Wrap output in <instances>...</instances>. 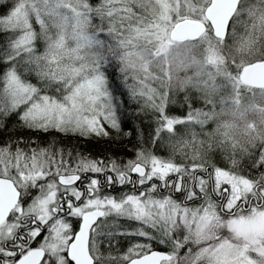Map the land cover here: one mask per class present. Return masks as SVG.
<instances>
[{"label": "snow or ice", "instance_id": "1", "mask_svg": "<svg viewBox=\"0 0 264 264\" xmlns=\"http://www.w3.org/2000/svg\"><path fill=\"white\" fill-rule=\"evenodd\" d=\"M258 42L264 0H0V264H264V127L204 131Z\"/></svg>", "mask_w": 264, "mask_h": 264}, {"label": "trees", "instance_id": "2", "mask_svg": "<svg viewBox=\"0 0 264 264\" xmlns=\"http://www.w3.org/2000/svg\"><path fill=\"white\" fill-rule=\"evenodd\" d=\"M264 54V51H261L259 53L253 54V49L250 51H246L244 53L245 57H255ZM237 59H240V55L237 54ZM264 100V98H261L259 94L255 98L248 97L245 103L248 105L253 104V102L256 104V102ZM254 105V104H253ZM193 107H200V104L196 102L195 100L193 101ZM188 111L187 107L185 106L183 102V96H179L177 98V102L171 106V114L175 116H184L186 112ZM230 114L232 113L231 110H225L222 113H218L215 120L212 122V126L209 127L208 129H205L204 131L208 133H214L216 130L217 125H224V124H230L232 125L231 128V134L234 136L236 139H238L241 143H243L246 140V136L244 134L245 132V127L242 126L239 123H234L232 121V114L230 116H223L224 114ZM260 120L264 121V116H261L259 119H255L257 125H259ZM260 124L258 127H264V122ZM179 127V126H178ZM147 131V129H146ZM31 134V133H28ZM33 139H35V136H33ZM89 150L94 153L97 156H104V155H112V154H119L121 157L126 158L127 154H131L133 156V150L132 148L128 145L127 140H125L123 143H111L107 140H101L99 143H96L93 141L91 144L86 145ZM225 152L228 151L227 147L225 146L223 149Z\"/></svg>", "mask_w": 264, "mask_h": 264}, {"label": "rangeland", "instance_id": "3", "mask_svg": "<svg viewBox=\"0 0 264 264\" xmlns=\"http://www.w3.org/2000/svg\"><path fill=\"white\" fill-rule=\"evenodd\" d=\"M261 51H264V43H257L255 47L253 48V54L259 53ZM254 104V105H253ZM253 104L249 105V107L246 108V110L243 113V118L240 117H234L232 113V121L234 123H239L242 126H245V124H255L257 125L255 119H259L261 116H264V100L256 102V104L253 102ZM230 114L226 113L223 116H230ZM263 120H260L259 125L262 124ZM264 122V121H263ZM131 154H127L126 158H131Z\"/></svg>", "mask_w": 264, "mask_h": 264}]
</instances>
